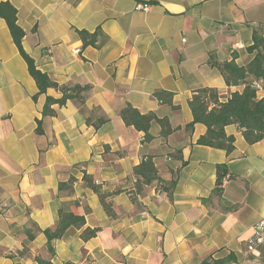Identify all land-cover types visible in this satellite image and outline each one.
I'll use <instances>...</instances> for the list:
<instances>
[{
	"label": "crops",
	"instance_id": "crops-1",
	"mask_svg": "<svg viewBox=\"0 0 264 264\" xmlns=\"http://www.w3.org/2000/svg\"><path fill=\"white\" fill-rule=\"evenodd\" d=\"M18 11L24 50L60 86L87 87L84 100L53 104L58 88L39 89L0 17V264H263L264 243H249L264 216V141L250 144L226 126L235 149L198 144L207 127L190 99L201 88L229 96L213 62L247 65L255 31L264 34V0H0ZM138 3L149 4L138 10ZM90 34L86 44L80 32ZM173 93L174 107L154 93ZM264 95V93H262ZM131 105L168 118L161 135L145 133L120 113ZM91 119V123L87 119ZM106 121L99 128L95 122ZM41 120L43 133H38ZM152 158L161 182L136 200L134 169ZM228 179L218 193V166ZM89 176L107 194L109 215ZM74 179L72 189L68 182ZM65 184L62 188L60 184ZM85 216L48 246L61 209ZM97 234L84 239L86 229Z\"/></svg>",
	"mask_w": 264,
	"mask_h": 264
},
{
	"label": "trees",
	"instance_id": "trees-1",
	"mask_svg": "<svg viewBox=\"0 0 264 264\" xmlns=\"http://www.w3.org/2000/svg\"><path fill=\"white\" fill-rule=\"evenodd\" d=\"M18 11L10 2H0V17L4 18L11 31L14 42L18 46L20 53L26 60L30 74L36 80L39 92L38 94L46 93L48 88L54 87L62 91L63 96L55 99L48 97L44 109V115L54 113L53 104L64 105L68 99L84 100L83 91L87 87L76 85L74 87L60 86L54 82L50 76L40 70L35 60L24 50L22 41L25 36L24 30L18 25ZM82 38L89 43L90 34L86 31L80 32ZM248 52L253 55L252 60L245 66H240L235 62L226 61L223 63L213 62L224 75L228 86H241L242 91L232 92L229 96L221 94L215 88H201L195 92L190 99V107L192 109L194 120L187 125L192 128L196 123H202L207 127L206 133L198 140V144L225 149L228 154H231L235 149L236 138L233 135H228L226 126L236 125L242 132L248 143L264 141V34L260 31H255L253 35V43L248 47ZM260 85V87L257 86ZM160 102L174 105V95L165 90H159L154 93ZM124 122L133 126L139 131L145 133V140L151 141L154 136L150 132L152 123L159 122L161 125V135L169 136L174 128L171 126L168 118H158L155 114H143L137 108L131 105L126 106L120 113ZM104 118H100L95 122V127L99 128L105 123ZM91 123V119H87ZM38 133H43L41 120H38ZM136 175L135 189L130 191L133 200H136L138 195L142 193L144 187L151 185L153 182H161L162 179L158 175V170L152 158H145L143 162L134 169ZM228 173L227 165L218 166L217 188L216 191L221 193L223 181ZM85 181L89 187L99 193L101 202L109 215H113L114 210L110 203L106 201L107 194L101 193L100 187L89 176H85ZM74 179L68 182V188L72 189ZM65 184H60L64 187ZM86 223L85 216L77 215L73 212L60 210L59 219L55 230H46V235L49 239V249L54 252L52 241L62 238L70 227L82 228ZM98 229H86L83 233L84 239H89L97 234ZM231 258L213 259L209 258L202 264H228ZM38 264H52L49 261L37 258ZM70 264V263H65Z\"/></svg>",
	"mask_w": 264,
	"mask_h": 264
},
{
	"label": "built area",
	"instance_id": "built-area-1",
	"mask_svg": "<svg viewBox=\"0 0 264 264\" xmlns=\"http://www.w3.org/2000/svg\"><path fill=\"white\" fill-rule=\"evenodd\" d=\"M149 4L138 3V10H148ZM260 87L259 84H257ZM228 179V176L225 177V180ZM249 243L252 247H257L264 243V216L257 222L255 226V231L253 236L250 238ZM264 264V263H263Z\"/></svg>",
	"mask_w": 264,
	"mask_h": 264
}]
</instances>
